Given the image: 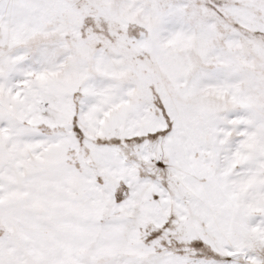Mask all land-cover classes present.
Listing matches in <instances>:
<instances>
[{"label": "snow or ice", "instance_id": "6c2138e0", "mask_svg": "<svg viewBox=\"0 0 264 264\" xmlns=\"http://www.w3.org/2000/svg\"><path fill=\"white\" fill-rule=\"evenodd\" d=\"M0 264H264V0H0Z\"/></svg>", "mask_w": 264, "mask_h": 264}]
</instances>
